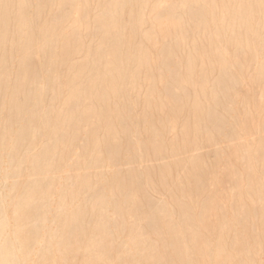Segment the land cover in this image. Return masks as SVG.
<instances>
[{
	"label": "bare ground",
	"instance_id": "1",
	"mask_svg": "<svg viewBox=\"0 0 264 264\" xmlns=\"http://www.w3.org/2000/svg\"><path fill=\"white\" fill-rule=\"evenodd\" d=\"M0 264H264V0H0Z\"/></svg>",
	"mask_w": 264,
	"mask_h": 264
}]
</instances>
